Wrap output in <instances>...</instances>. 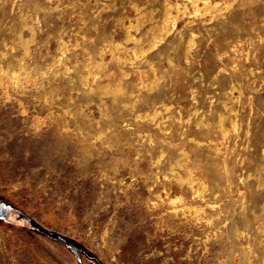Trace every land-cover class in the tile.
<instances>
[{"label": "rangeland", "instance_id": "1", "mask_svg": "<svg viewBox=\"0 0 264 264\" xmlns=\"http://www.w3.org/2000/svg\"><path fill=\"white\" fill-rule=\"evenodd\" d=\"M162 2L0 0V264H264V0L113 59L109 40ZM182 158L202 194L175 179Z\"/></svg>", "mask_w": 264, "mask_h": 264}, {"label": "bare ground", "instance_id": "2", "mask_svg": "<svg viewBox=\"0 0 264 264\" xmlns=\"http://www.w3.org/2000/svg\"><path fill=\"white\" fill-rule=\"evenodd\" d=\"M227 2V0L225 1V0H222V2L221 1H219V0H182V2H180V1H177V2H171V1H169V0H163V2H162V14H161V16H160V21H158V22H156V23H153V21L152 22H150V25H149V28L145 31V32H141V28L143 27V24H144V22H145V20H146V13H141L140 12V10H138L137 9V13H136V18H135V20L132 22V20H130L129 21V24L127 25V26H124V39L122 40V41H117V40H114L113 38H111L110 40H109V42H108V46L107 47H109V50L111 51V53H112V55H113V59H122V58H124L125 57V55H123V53H125V52H130L131 54H132V56H131V58H130V61L132 60H134L135 58H137L138 56H143V55H145L146 53H150L151 51H152V49H154L156 46H157V44L158 43H160L161 41H163L164 40V38H165V36H168L170 33H171V31L173 30V29H175L176 28V25H177V23H178V21H179V19L181 18V17H185V18H188L189 20L191 19V18H194V17H198V16H200V17H205V16H209L210 17V20H214V19H217L218 17H220V16H223V14L225 13V11L224 10H226L227 11V9L228 8H231L232 7V5H231V3H226ZM225 3V4H224ZM222 4H224L225 6L224 7H221L222 6ZM230 6V7H229ZM136 7V6H135ZM150 17V16H149ZM151 18H152V16H151ZM184 18V19H185ZM220 18H222V17H220ZM149 19V18H148ZM186 20V19H185ZM188 20V21H189ZM147 21V20H146ZM192 21V20H191ZM191 21H189V22H191ZM215 21V20H214ZM149 22V21H148ZM187 24L189 23V22H187V21H185ZM216 22V21H215ZM219 22V21H218ZM220 22H222V21H220ZM181 23H182V21H181ZM187 24H185V25H187ZM189 24H191V23H189ZM218 24V23H217ZM217 24H214V25H217ZM219 25H221V23L219 24ZM219 25H217V26H219ZM183 26V25H182ZM217 26H215V27H217ZM224 26V25H223ZM222 25H221V27H223ZM182 29V28H181ZM217 29V28H216ZM222 29V28H221ZM224 29V28H223ZM180 31V30H179ZM105 36V35H104ZM148 37V38H147ZM193 40H194V34L192 33L191 35H190V39H189V41H188V44L189 45H192V43H193ZM86 41H88V40H86ZM107 41V40H106ZM91 42V41H90ZM143 42H146V44L143 46L142 45V43ZM62 43V42H61ZM127 43H134L135 45V47H127ZM83 44H85V43H83ZM91 44H92V42H91ZM91 44H89V45H91ZM138 44H141V46H140V48H137V45ZM60 46H62V45H60ZM23 51H24V54H28V46L26 45V44H24L23 46ZM63 47V46H62ZM61 47V48H62ZM85 47H87L86 45H85ZM97 48H99V47H97ZM166 48V47H165ZM234 47L232 46V49H233ZM86 49V48H85ZM94 49V48H93ZM102 50H103V48H101ZM100 49V50H101ZM84 49L82 48V51H83ZM101 50V52H104V51H102ZM162 50V49H161ZM160 50V51H161ZM164 50V49H163ZM63 51V50H62ZM61 51V52H62ZM65 51V50H64ZM81 51V52H82ZM86 51H87V49H86ZM89 51V50H88ZM87 51V52H88ZM95 51V50H94ZM93 51V52H94ZM110 51H108V52H110ZM61 52H59L60 54H61ZM92 52V53H93ZM100 52V53H101ZM107 52V53H108ZM64 54V53H63ZM84 54V53H83ZM99 54V53H98ZM110 54V53H109ZM94 55V54H93ZM111 55V54H110ZM88 56V58H89V56H91L90 55V53H89V55H87ZM93 57V56H92ZM94 57H95V55H94ZM150 57V56H149ZM100 58V57H99ZM62 59H63V57H62ZM61 59V60H62ZM64 59H66V58H64ZM93 59V58H92ZM92 59H91V61H90V63H93L92 62ZM125 59H126V57H125ZM124 59V60H125ZM128 59V58H127ZM89 60V59H88ZM94 60V59H93ZM123 60V59H122ZM123 60V61H124ZM148 60V59H147ZM64 61V60H63ZM118 61V60H117ZM122 61V62H123ZM127 63H128V61L127 60H125ZM129 61V62H130ZM58 62H59V60H58ZM95 63H94V67L95 68H101V66L103 65V63H102V61H99V62H97V61H94ZM104 62V61H103ZM113 62V61H112ZM119 62V61H118ZM20 63V62H19ZM56 63V62H55ZM61 63V62H60ZM76 63V62H75ZM115 64L117 63V62H114ZM131 63H134V62H130V64ZM149 63V62H148ZM147 63V64H148ZM104 64H105V62H104ZM107 64V63H106ZM111 64V63H110ZM124 64V63H123ZM122 64V65H123ZM152 64V63H151ZM22 65V64H21ZM62 65V64H61ZM91 65H93V64H91ZM120 65V64H119ZM118 65V66H119ZM121 65V66H122ZM24 66V65H23ZM60 66V65H59ZM58 66V67H59ZM106 66V65H105ZM111 66H113V64L111 65ZM120 66V67H121ZM84 67V66H83ZM82 67V68H83ZM94 67H90V69L92 68V69H95ZM102 67H104V66H102ZM61 68H63V65H62V67ZM65 68V67H64ZM86 68V67H85ZM105 68V67H104ZM103 68V69H104ZM119 68V67H118ZM122 68V67H121ZM84 69V68H83ZM116 69V68H115ZM124 69V68H123ZM136 69H138V68H136ZM136 69H134V70H136ZM19 70V69H18ZM18 70H17V72H18ZM65 70H68V67L65 69ZM74 70V69H73ZM98 70V69H97ZM105 70V69H104ZM109 70V69H108ZM107 70V71H108ZM112 70V69H111ZM117 70H119V69H117ZM132 70V69H131ZM91 71V70H90ZM89 70H87L86 71V74H89V72H90ZM98 71H100V69L98 70ZM23 72V71H22ZM25 72V71H24ZM28 72V71H27ZM26 72V77H28V73ZM94 72V71H93ZM95 72H96V69H95ZM106 72V71H105ZM117 72V71H116ZM137 72V71H136ZM75 73H76V69H75ZM102 73V72H101ZM101 73H100V75H101ZM104 73V72H103ZM120 73V72H119ZM143 73H144V70H143ZM84 74H85V71H83V70H81V71H79L78 72V76L81 78V80H82V78L84 77ZM139 74H140V72H139ZM17 75H19V74H17ZM17 75L16 76H13L12 77V81H13V84L15 83H18V77H17ZM76 75V74H75ZM98 75L99 74H97V76L96 77H98ZM144 75V74H143ZM146 75V74H145ZM90 76V75H89ZM94 76V75H93ZM124 76V75H123ZM19 77H20V75H19ZM24 77V76H23ZM79 77H78V79H79ZM91 77V76H90ZM95 77V76H94ZM103 77H105L104 75H103ZM107 77H108V75H107ZM111 78V77H110ZM124 78V77H123ZM122 78V79H123ZM27 79V78H26ZM25 79V80H26ZM84 79H86V77L85 78H83V80ZM96 79V78H95ZM101 79H102V77H101ZM111 79H114V78H111ZM11 80V79H10ZM28 80V79H27ZM106 80H107V78H106ZM115 80H117V79H115ZM142 80H143V76H142ZM146 80V79H145ZM85 81V80H84ZM95 81V80H94ZM93 81V82H94ZM96 81H97V79H96ZM113 81V80H112ZM87 82H88V79H87ZM98 82V81H97ZM99 82H100V80H99ZM105 82V81H104ZM110 81H108V83H109ZM142 82V81H141ZM156 82V81H155ZM155 82H153V83H155ZM158 82V81H157ZM111 83V82H110ZM120 83V82H119ZM124 83V82H123ZM153 83H151V84H153ZM14 84V85H15ZM101 84V83H100ZM142 84V83H141ZM146 84V83H145ZM145 84H144V86H145ZM151 84H149V87H150V85ZM84 85V84H83ZM86 85V91H87V93H93L96 89L97 90H101V88L100 87H102L101 85H100V87H98V88H96V85H95V88L94 87H92V86H90V85H87V84H85ZM111 85H112V83H111ZM154 85V84H153ZM106 86V85H105ZM108 86V85H107ZM104 87V86H103ZM112 87V86H111ZM115 87V86H114ZM146 87V86H145ZM148 87V86H147ZM146 87V88H147ZM149 87L147 88V89H149ZM151 87H153L152 85H151ZM144 88V87H143ZM145 88V89H146ZM85 89V88H84ZM122 89H123V87L119 84L117 87H116V89H115V92H113V95H114V98L113 99H115V96L119 93V92H121L122 91ZM103 90V89H102ZM101 90V91H102ZM111 88H109V87H105L104 88V90L103 91H105V92H101V93H109V92H111ZM151 90V89H150ZM233 91V90H232ZM85 92V91H84ZM97 93V92H96ZM226 94H228V93H226ZM86 95V94H85ZM92 95V94H91ZM90 95V96H91ZM110 95V94H109ZM225 95V94H224ZM231 95H233V94H230V96ZM97 96V95H96ZM119 96H121V94H119ZM227 96V95H226ZM123 97V96H122ZM234 97V96H233ZM117 98V97H116ZM236 98V97H235ZM117 100V99H116ZM236 100V99H235ZM234 100V101H235ZM125 101V100H124ZM229 101V100H228ZM123 102V101H122ZM225 102V101H224ZM161 103V102H160ZM228 103V102H227ZM230 103V102H229ZM233 103V102H232ZM223 106H224V108L225 109H229V107L227 106V104L226 103H224L223 104ZM105 107V106H104ZM127 107V106H126ZM168 107H169V105H168ZM168 107H167V105H165V104H161L160 105V108L161 109H165V110H168ZM123 110H124V108H123ZM170 111V110H169ZM227 111V110H226ZM231 112V111H230ZM170 113V112H169ZM172 113V112H171ZM149 114V113H148ZM157 114H158V112L157 111H154L153 112V114H152V119L153 118H155L156 116H157ZM168 114V113H167ZM178 114V113H177ZM230 114V113H229ZM159 115V114H158ZM170 115V114H169ZM173 115H175V114H173ZM217 115V114H216ZM225 115H227V114H225ZM168 116V115H167ZM167 116H165V117H167ZM233 117V116H232ZM150 118V117H149ZM162 118V117H161ZM174 118V117H173ZM177 118V117H176ZM229 118H230V116H229ZM234 118V117H233ZM143 119H145V118H143ZM151 119V118H150ZM168 118H166L165 120H167ZM147 120V119H146ZM174 120H176V119H174ZM178 120V119H177ZM226 120V118L222 115V114H219L218 115V125H219V130H220V132L222 133V134H226L227 133V130L228 129H226V127H225V125H224V121ZM83 121V120H82ZM85 121V120H84ZM164 121V120H163ZM162 121V122H163ZM149 122V121H148ZM176 122V121H175ZM152 123H153V121H152ZM157 123V122H156ZM164 123V122H163ZM82 124H84V123H82ZM230 124H231V127L232 128H235V122L234 121H230ZM150 125V124H149ZM151 125H153V124H151ZM159 125V124H158ZM165 125V124H164ZM163 125V126H164ZM175 125V124H174ZM157 126V125H156ZM170 126H172V125H170ZM155 127V126H154ZM159 127V126H158ZM175 127H177V125L175 126ZM224 137V136H223ZM196 142H198V143H200V141H196ZM157 144V143H156ZM162 144V143H161ZM197 144V143H196ZM198 145V144H197ZM200 145H203V144H200ZM157 146H158V144H157ZM165 147H166V145H165ZM209 147V146H208ZM207 147V148H208ZM158 148V147H157ZM210 149H211V147H209ZM202 150V148H199V150ZM209 149V150H210ZM197 150V149H196ZM204 150V149H203ZM208 150V149H207ZM205 151H206V149H205ZM189 152V151H188ZM200 152V151H199ZM181 153V152H180ZM183 153V152H182ZM191 153V152H190ZM194 153V152H193ZM202 153V152H201ZM206 153V152H205ZM184 154V153H183ZM200 154V153H199ZM207 154V153H206ZM218 154V153H217ZM187 155V154H186ZM186 155H185V158H186ZM190 155V154H189ZM189 155H188V157H187V161L189 160L188 158H189ZM194 155V154H193ZM192 155V156H193ZM211 155V154H210ZM264 155V154H263ZM181 156V155H180ZM204 156H206L205 154H204ZM213 156V155H212ZM183 157V156H182ZM196 157V156H195ZM198 157V156H197ZM180 158V157H179ZM183 159L184 158H182L181 160H178V161H176L175 162V164H174V166L175 165H177L178 167H183V169H185L187 172H188V174L187 175H189L188 177V179L186 178L187 176H183V177H185L186 179H184L182 176H180L179 174H177L176 175V180H177V182L178 183H186V181L188 182L187 184H188V187L190 188V192L192 193V195H194V196H196V195H199L200 193H201V191H200V188H194V181H192V178H191V168L189 169V167L188 166H186L185 164L187 163H183V162H185V161H183ZM211 159V158H210ZM186 160V159H185ZM205 161H207V160H205ZM191 167V166H190ZM181 171V170H180ZM201 181V180H200ZM202 182H203V180H202ZM199 183V182H198ZM201 185V184H200ZM202 185L204 186V183H202ZM182 186V185H181ZM186 188V187H185ZM202 194V193H201ZM166 196V195H165ZM201 196V195H200ZM156 198H158V199H160V201L162 200L163 201V199L161 198V195L160 194H156V196H155ZM166 200H167V202L169 203V204H172V205H174V204H176L177 202H181L182 201V197L181 196H175V197H170V196H167L166 197ZM165 200V201H166ZM154 205V204H153ZM183 206V205H182ZM186 206V205H185ZM192 207V206H191ZM190 207V208H191ZM188 208H189V205H188ZM197 208V207H196ZM187 209V208H186ZM203 208H201L200 210H202ZM175 210V209H174ZM177 210H175L174 212H176ZM182 211H184V210H182ZM190 211V210H189ZM196 211V210H195ZM184 213V212H183ZM197 213H199V211L197 210ZM192 214H193V211H192ZM196 214V213H195ZM197 215V214H196Z\"/></svg>", "mask_w": 264, "mask_h": 264}]
</instances>
